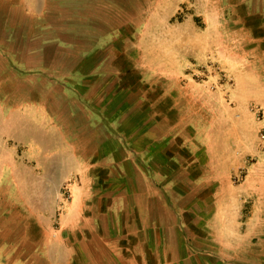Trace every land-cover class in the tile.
<instances>
[{
    "label": "rangeland",
    "instance_id": "obj_1",
    "mask_svg": "<svg viewBox=\"0 0 264 264\" xmlns=\"http://www.w3.org/2000/svg\"><path fill=\"white\" fill-rule=\"evenodd\" d=\"M22 68L29 72H16ZM69 80L90 101L106 100L113 114L125 110L131 131L144 114V127L166 136L162 147L203 163V178L191 186L205 200L175 203L213 212L201 232L221 246L207 250L212 259L217 251L227 264H264V240L252 248L244 221L253 189L264 207V0H0L1 209L35 206L45 192L40 176L12 175L27 138L10 135L8 104L30 95L64 103L74 96L56 90ZM42 139L44 150L56 151L62 138L33 140ZM61 151L39 158L50 164L42 175L53 234L76 189L90 183L57 167ZM252 162L258 168L247 179Z\"/></svg>",
    "mask_w": 264,
    "mask_h": 264
},
{
    "label": "crops",
    "instance_id": "obj_2",
    "mask_svg": "<svg viewBox=\"0 0 264 264\" xmlns=\"http://www.w3.org/2000/svg\"><path fill=\"white\" fill-rule=\"evenodd\" d=\"M72 83L69 80L62 91L56 90L74 96L64 103L53 102L47 95L46 101L44 95H30L29 100L17 98L8 104L14 115L8 119L15 131L10 135L27 138L24 146L17 148L20 159L15 158L12 175L18 179L25 170V180L40 176L45 192L40 193L35 206L0 207V264H227L217 251L212 259L207 250L220 245L209 244L201 235L209 230L213 212L190 205L205 200L204 195L193 194L191 186L203 178V169L207 170L203 163L185 155L180 158L178 152L172 154L170 148L162 147L166 136L156 137L144 127V114L139 115L133 125L137 131L133 132L123 116L125 110L114 115L106 100L92 102L85 89ZM48 89L46 85L45 91ZM34 137H61L57 150L62 148L58 153L62 162L57 167L78 170L90 179L76 189L55 234L51 225L54 207L48 202L49 180L42 175L50 164L39 158L57 150H44L48 140ZM131 137H136L134 143ZM258 164H249L247 179L255 175ZM252 191L254 195L244 196L251 203L244 221L250 225L247 235L255 249L256 241L264 240V207L258 203L261 197ZM187 200L190 204L183 210L175 203ZM187 211L200 220L184 218Z\"/></svg>",
    "mask_w": 264,
    "mask_h": 264
}]
</instances>
